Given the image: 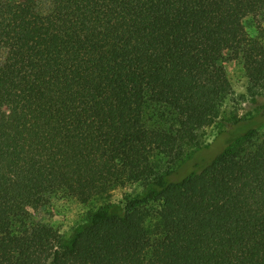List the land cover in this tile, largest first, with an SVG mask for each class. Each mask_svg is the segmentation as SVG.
Wrapping results in <instances>:
<instances>
[{"label":"trees","instance_id":"trees-1","mask_svg":"<svg viewBox=\"0 0 264 264\" xmlns=\"http://www.w3.org/2000/svg\"><path fill=\"white\" fill-rule=\"evenodd\" d=\"M264 0H0V264H264ZM229 127L213 143L205 129ZM241 128V129H239ZM224 133V134H223ZM217 143L220 146L217 147ZM65 237L33 210L105 201Z\"/></svg>","mask_w":264,"mask_h":264},{"label":"rangeland","instance_id":"rangeland-1","mask_svg":"<svg viewBox=\"0 0 264 264\" xmlns=\"http://www.w3.org/2000/svg\"><path fill=\"white\" fill-rule=\"evenodd\" d=\"M243 25L249 36L261 38L264 45V12L258 16L245 17L243 19ZM4 57V53L0 51V61H2ZM221 65L225 69L234 95L223 104L219 116L220 119L223 122H228L233 119L235 115L239 117L250 116L256 107L254 103H264V94L256 97L255 102L248 96V79L245 75L241 58L231 59L225 56L221 61ZM228 129L229 127H223V123H216L205 129V143H213L216 137L220 136L222 131L226 132ZM218 146H220L219 143H217V147ZM139 191L140 187L138 185L126 184L113 189L107 200L94 201L87 205L80 203L75 198L56 194L51 197L47 206L33 210L32 216L36 222L50 226L60 235L67 237L72 229L85 219L89 211L96 209L105 202L114 203L122 207L127 197Z\"/></svg>","mask_w":264,"mask_h":264}]
</instances>
